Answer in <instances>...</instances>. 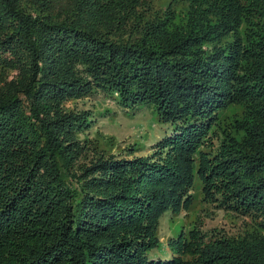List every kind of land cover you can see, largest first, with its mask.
I'll list each match as a JSON object with an SVG mask.
<instances>
[{"label": "trees", "instance_id": "obj_1", "mask_svg": "<svg viewBox=\"0 0 264 264\" xmlns=\"http://www.w3.org/2000/svg\"><path fill=\"white\" fill-rule=\"evenodd\" d=\"M181 1L184 17L169 22L168 1L153 12L165 24L148 19L137 33L119 22L140 20L152 0H0V264H178L176 254L166 262L148 256L172 201L149 193L158 179L188 202L198 175L207 201L264 215V0ZM244 22L245 39L235 35ZM101 88L123 105L155 104L174 126L164 147L180 154L183 170L167 157L111 159L97 147L80 162L91 140L75 129L89 114H49ZM235 90L257 105L243 125L247 138L227 140L231 151L217 163L199 147L213 110ZM199 264H264V247L223 239Z\"/></svg>", "mask_w": 264, "mask_h": 264}, {"label": "rangeland", "instance_id": "obj_2", "mask_svg": "<svg viewBox=\"0 0 264 264\" xmlns=\"http://www.w3.org/2000/svg\"><path fill=\"white\" fill-rule=\"evenodd\" d=\"M152 1L151 5H145L142 8L143 16L140 20H132L126 24L121 20L119 25L132 28L137 33H141V27L147 24L151 26L148 19L161 26L166 22L163 13L159 12L161 17H154L153 12L156 13L157 9L165 10L168 1L171 2L170 14L174 18L169 22L172 20L177 22L188 11V4L181 0ZM174 22L172 25L175 24ZM247 29V23L244 22L237 29L235 35L245 39ZM232 35L225 37L223 42L230 39ZM38 36L41 39H47L42 33H38ZM246 38L248 39V37ZM13 75L14 73L11 74V77ZM233 94L236 96V90ZM256 105V102L253 106L249 99H240L236 96L225 101L221 107H216L212 112L213 120L209 134L204 137L199 152L203 151L207 156L216 157L217 163L222 160L228 146L226 145L227 140L232 139L234 145L247 138L248 135L244 131L243 125L246 126V119L253 113ZM69 110L79 114H83L81 112L85 111L89 114L84 117L87 118L86 125L81 127L80 123L75 129L76 138L81 141L91 140L89 143L91 151L88 156L84 155L80 158L82 163L90 161L96 152V147L97 150L103 152V155L109 156L111 159L116 156L130 160L145 158L149 160V164H157V157H167L174 162L181 163L180 154L173 152L170 147H164L163 142L168 136L174 134V126L161 121L155 104L152 102L129 101L128 105H123L115 91L101 88L96 89L88 97L67 100L57 116L49 114V117L61 118ZM65 137L68 140L64 143L72 147L73 142L69 143V135L63 137L61 135V140L66 139ZM229 151L231 148L228 146ZM162 164L160 162V165ZM181 164V170H183L186 164ZM195 165H198L197 161ZM168 168L172 169V166H165V173H168ZM114 171L113 176L121 179L120 170L114 169ZM225 179H229V176ZM223 180L224 176L218 178L219 182ZM157 183H149V193L162 197L166 194V199L172 201L168 204V211L159 216L156 232L159 240L157 245L149 250L148 255L153 260L162 259V262H166L172 254H176L180 258L178 264H184L185 261L195 257L200 260L209 245L227 238L245 240L251 244L256 242L258 246L264 247V215L259 211H232L229 208L218 206V203L207 201L202 190L203 183L198 175H195V183L191 191L185 195L187 198L191 197L188 202L175 197L178 194L171 195L167 188L171 184L169 180L158 179ZM228 184L230 186L229 193H231L234 189L231 178ZM149 214V211H145L142 218L147 219ZM114 231L117 233L118 227H114ZM199 260L196 264H199Z\"/></svg>", "mask_w": 264, "mask_h": 264}]
</instances>
